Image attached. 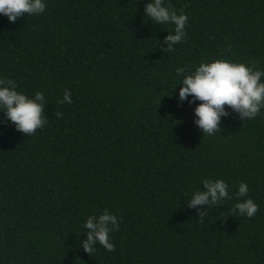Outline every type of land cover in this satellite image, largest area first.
I'll list each match as a JSON object with an SVG mask.
<instances>
[{"label":"trees","instance_id":"trees-1","mask_svg":"<svg viewBox=\"0 0 264 264\" xmlns=\"http://www.w3.org/2000/svg\"><path fill=\"white\" fill-rule=\"evenodd\" d=\"M148 2L46 0L38 16H0V77L40 91L48 120L26 136L0 112V264H264V109L240 121L225 106L204 136L174 72L221 58L264 69V0H165L188 17L171 53L174 26L145 17ZM205 178L233 198L188 208ZM241 181L250 219L229 211ZM105 208L120 218L115 248L88 255L83 222Z\"/></svg>","mask_w":264,"mask_h":264},{"label":"clouds","instance_id":"clouds-1","mask_svg":"<svg viewBox=\"0 0 264 264\" xmlns=\"http://www.w3.org/2000/svg\"><path fill=\"white\" fill-rule=\"evenodd\" d=\"M46 0H0V16L14 23L17 18L28 15L38 16L45 11ZM144 16L158 25H172L173 30L164 37V49L171 53L186 36L188 17L184 12L172 9L165 0H150L143 8ZM180 78V87L176 93L178 101L192 104L193 124L204 136L219 132L221 117H227L228 111L236 113L240 121L254 120L264 109V69L254 68L226 58L201 61L193 67L183 66L174 69ZM174 88V87H173ZM71 93L65 89L59 103L71 104ZM170 95V93L168 94ZM159 102V100H158ZM45 97L40 91L26 95L17 91V85L11 79L0 77V112L13 124L16 131L31 136L37 129L42 130L48 123L43 116ZM59 117L61 113L57 112ZM249 187L243 181L238 183L235 196L238 201L229 210L233 215L252 218L258 211V205L248 195ZM229 185L220 178H205L201 187L193 191L187 200L188 208L207 205L215 208L221 201L232 199ZM207 209L199 213L200 222L207 215ZM88 231L86 239L80 242L85 253L92 255L97 246L106 252H112L115 245L111 234L119 231L120 218L107 208L97 214L88 215L83 222Z\"/></svg>","mask_w":264,"mask_h":264}]
</instances>
